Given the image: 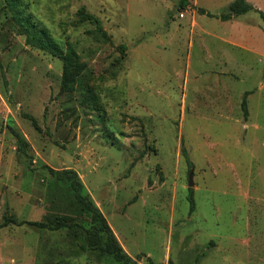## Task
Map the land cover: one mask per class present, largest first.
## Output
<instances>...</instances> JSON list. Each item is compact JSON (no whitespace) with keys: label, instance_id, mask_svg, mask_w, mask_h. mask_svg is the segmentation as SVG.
Wrapping results in <instances>:
<instances>
[{"label":"rangeland","instance_id":"1","mask_svg":"<svg viewBox=\"0 0 264 264\" xmlns=\"http://www.w3.org/2000/svg\"><path fill=\"white\" fill-rule=\"evenodd\" d=\"M179 2L17 0L11 10L0 0V224L75 217L49 171L73 170L138 264H264V93L247 130L224 104L197 108L196 92L216 79L188 60ZM82 8L110 40L80 22ZM16 12L75 49L85 69L72 91L63 61L28 43ZM72 222L1 229L0 264H117L90 248L89 218Z\"/></svg>","mask_w":264,"mask_h":264},{"label":"crops","instance_id":"2","mask_svg":"<svg viewBox=\"0 0 264 264\" xmlns=\"http://www.w3.org/2000/svg\"><path fill=\"white\" fill-rule=\"evenodd\" d=\"M190 1L191 7L180 14L182 19L189 14V21L183 28L187 30L188 36L186 37L188 60L191 61L194 56H197V59L207 66L204 70H199L200 75L207 74L216 79L206 88L204 94L196 92L197 108L203 106L206 109L215 110L224 104L229 109L231 115L229 120L232 124L234 126L242 124L247 130L246 122L250 119V111L246 117L242 110L243 101H246L248 108H251L250 105L254 101L263 99L264 93V20L255 11L230 20L219 18L235 0ZM246 1L264 14V0ZM199 9L215 17L200 13ZM175 30L180 32L179 28ZM173 38L176 39V37ZM210 62L212 65H209ZM222 78H227L226 82L228 80L229 82L222 83ZM253 78H255L253 83L255 87L239 89L238 83ZM185 98L183 102L186 103ZM183 108H185L184 103ZM245 136H247L246 131ZM95 202L107 218L123 248L130 255L102 206L97 200Z\"/></svg>","mask_w":264,"mask_h":264},{"label":"trees","instance_id":"3","mask_svg":"<svg viewBox=\"0 0 264 264\" xmlns=\"http://www.w3.org/2000/svg\"><path fill=\"white\" fill-rule=\"evenodd\" d=\"M16 1L17 0H5L11 10H14L13 6H16ZM190 7V0H180L178 8L181 12L188 10ZM252 11L258 12L264 20V14L254 8L246 0H235L226 8V11L221 14L219 18L222 20H230ZM199 12L203 14L207 13L203 9H199ZM16 13L18 16L17 20L21 23L23 28L22 33L27 36L28 43L42 51L48 52L49 54L60 58L63 61V89L65 91H72L78 81V77L85 69V65L80 60V57L75 49L65 41H56L50 36L46 29H42L40 31L34 30V25L32 24L31 19L27 18L26 20H22L19 13ZM207 15L215 17L212 14L207 13ZM77 16L79 17L80 22L91 23L96 27L95 34L98 38L110 40V36L105 31L103 24L98 17L87 12L84 8L78 11ZM242 110L244 115L247 117L249 111L246 101H243ZM14 134L19 149L25 151V147L27 146L25 138L17 133ZM184 156L186 158L188 157L186 150H184ZM188 165L190 168H193V164L189 160ZM49 171L58 183H63L67 186L68 200L71 202V207L77 215H75V217L73 215H56L53 218H48V220L46 219L41 222L19 221L13 215H6L0 224V230L10 226L24 225L35 227L38 230H60L63 227H72V225L77 224L75 222L71 223V221H73L76 217L83 218L85 216L90 219V225L86 231L88 233L91 249L101 251L102 253L113 257L117 264H138V261L142 258V256L139 255L134 259L125 252L106 217L90 196L85 192L84 185L78 174L73 170L54 171L49 169ZM190 192L191 210L193 211L195 209L193 189H190ZM147 261L149 264H154L150 258H148Z\"/></svg>","mask_w":264,"mask_h":264},{"label":"water","instance_id":"4","mask_svg":"<svg viewBox=\"0 0 264 264\" xmlns=\"http://www.w3.org/2000/svg\"><path fill=\"white\" fill-rule=\"evenodd\" d=\"M193 175H194V173L191 172L190 176H189V187H193L194 186Z\"/></svg>","mask_w":264,"mask_h":264},{"label":"built area","instance_id":"5","mask_svg":"<svg viewBox=\"0 0 264 264\" xmlns=\"http://www.w3.org/2000/svg\"><path fill=\"white\" fill-rule=\"evenodd\" d=\"M181 16H183V14Z\"/></svg>","mask_w":264,"mask_h":264}]
</instances>
